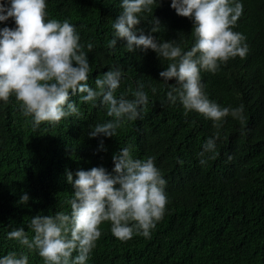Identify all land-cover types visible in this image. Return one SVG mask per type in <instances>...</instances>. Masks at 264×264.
Here are the masks:
<instances>
[{"label":"trees","instance_id":"16d2710c","mask_svg":"<svg viewBox=\"0 0 264 264\" xmlns=\"http://www.w3.org/2000/svg\"><path fill=\"white\" fill-rule=\"evenodd\" d=\"M45 2L46 20H68L76 28L91 67V87L118 67L123 75L115 95L134 99L138 84H143L148 104L114 137L89 138L96 124L113 119L99 101L93 107L79 95L71 96L79 116L38 128L23 115L14 96L0 102V258L24 252L29 264H44L37 252L27 253L9 240L8 232L23 228L31 238L35 216L70 213L74 188L66 173H72L73 182L77 171L93 167L111 174L113 155L130 146L133 158H154L167 181L165 214L150 238L134 235L126 242L112 235L110 222L103 223L87 264H264V0H237L243 12L232 30L246 38V57L229 59L215 74L201 70L210 101L221 108L244 106L243 124L228 115L219 129L195 111L186 115L179 99L168 100L169 85L176 81L168 85L159 76L168 62L157 53L128 52L123 40H117L114 49L107 47L114 38L112 25L121 14V0ZM152 7V14H141L137 29L158 42L175 41L184 51L191 50L193 21L178 16L171 0H157ZM153 18L160 25L156 33H151ZM4 27L15 28L14 20L0 23V29ZM217 131L218 155L209 159L212 153H205L206 163L201 164L203 146ZM24 194L29 200L21 204Z\"/></svg>","mask_w":264,"mask_h":264},{"label":"clouds","instance_id":"9594fccd","mask_svg":"<svg viewBox=\"0 0 264 264\" xmlns=\"http://www.w3.org/2000/svg\"><path fill=\"white\" fill-rule=\"evenodd\" d=\"M156 3L157 0H121V14L112 25L114 38L107 47L114 49L117 40H123L128 52L150 49L167 61L166 70L159 76L165 84L176 81L175 85L168 84L167 98L172 103L179 99L186 115L195 111L213 121L217 129L228 115L243 124L244 106L221 108L210 101L200 75L201 70L215 74L229 59L246 57V38L232 30L243 5L237 0H171V8L178 16L193 21L195 43L191 50L184 51L175 41L158 42L153 35L137 29L141 14H152ZM46 9L45 0L0 2V23L10 18L15 22V28L0 29V102L8 103L14 96L23 115L31 117L33 127L38 128L42 123L57 126L67 117L79 116L71 96L79 95L82 103L93 107L99 101L113 119L96 124L89 138L114 137L126 121L138 119L148 104L143 84H138L134 99L117 97L123 73L113 67L95 80V88L91 87V67L76 28L68 20H46ZM159 30V21L153 18L151 33ZM92 48L89 42L87 50ZM218 139L219 131L206 141L200 153L201 164L206 163L205 153H212L209 159L216 158ZM112 161L111 174L103 167H93L77 171L73 182L72 173L67 172V182L74 188L73 198L68 201L70 213L37 215L30 222L34 233L31 238L23 228L11 230L7 238L17 241L27 253L37 252L44 264H87L105 222H110L112 235L122 242L134 235L150 238L166 211L167 181L154 158L135 159L130 146L115 153ZM28 200L24 194L19 202L26 204ZM0 264H29L28 254L10 252L0 258Z\"/></svg>","mask_w":264,"mask_h":264}]
</instances>
